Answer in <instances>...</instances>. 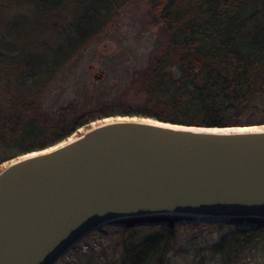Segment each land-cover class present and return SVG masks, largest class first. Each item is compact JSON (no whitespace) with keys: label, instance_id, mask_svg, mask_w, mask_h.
I'll list each match as a JSON object with an SVG mask.
<instances>
[{"label":"trees","instance_id":"1","mask_svg":"<svg viewBox=\"0 0 264 264\" xmlns=\"http://www.w3.org/2000/svg\"><path fill=\"white\" fill-rule=\"evenodd\" d=\"M26 1L41 6L42 36L15 32L20 41L0 48V167L63 143L110 116L208 128L264 125V0H149L148 16L170 36L141 73V89L153 106L129 112L101 107L69 120L65 116L73 105L52 120L37 95L48 90L82 44L104 29L112 9L128 0ZM21 18L26 17L16 15L15 22ZM48 32L56 34L51 44L43 37ZM176 219L119 220L125 228L140 220L161 221L162 228L116 241L111 254L105 246L77 250L67 264H166L182 225H173ZM242 222L255 224L227 232L211 246L227 264L255 259L264 250V221Z\"/></svg>","mask_w":264,"mask_h":264},{"label":"water","instance_id":"2","mask_svg":"<svg viewBox=\"0 0 264 264\" xmlns=\"http://www.w3.org/2000/svg\"><path fill=\"white\" fill-rule=\"evenodd\" d=\"M149 216L264 221V128L116 120L11 161L0 170V264H54L88 234Z\"/></svg>","mask_w":264,"mask_h":264},{"label":"rangeland","instance_id":"3","mask_svg":"<svg viewBox=\"0 0 264 264\" xmlns=\"http://www.w3.org/2000/svg\"><path fill=\"white\" fill-rule=\"evenodd\" d=\"M148 2L149 0H128L112 9L109 14L110 19L104 29L72 54L64 70H61L52 80L48 90L37 95L41 109L47 118L55 119L60 109L68 108L70 105H73V109L67 112L66 120L101 107H106L107 111L112 109L129 112L135 108L153 106L148 100V94L141 89L143 80L141 73L148 67L158 49H163L168 44L170 36L162 23L148 16ZM33 4L26 0H0V48L7 46L6 44L17 43L15 32H18L20 37L24 33L32 35L34 39L42 36V30L38 25L41 6ZM65 14L68 19H72L70 12H65ZM16 15L26 18L15 22ZM51 33L43 35V37L50 38L48 40L50 44L56 36V34L50 36ZM17 41L20 40L17 39ZM127 119L169 123L154 118L110 116L92 122L89 127L80 129L68 140L101 124ZM240 128L257 129L264 128V125L215 129ZM9 163L2 165L0 170ZM249 224L255 223L233 221L198 222L191 226L184 225L186 227L179 225L177 238L168 253L166 264H227L221 255L211 251V246L225 233L251 227L252 225ZM161 228L160 225H141L130 228L119 224L104 226L85 236L54 264H67L77 250L105 246L111 254L116 248V241L132 234H152ZM255 257V259L244 258L228 264H264V250Z\"/></svg>","mask_w":264,"mask_h":264}]
</instances>
